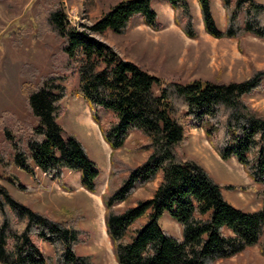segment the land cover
Masks as SVG:
<instances>
[{
  "label": "trees",
  "instance_id": "obj_1",
  "mask_svg": "<svg viewBox=\"0 0 264 264\" xmlns=\"http://www.w3.org/2000/svg\"><path fill=\"white\" fill-rule=\"evenodd\" d=\"M153 1L121 0L81 28L70 25L60 2L50 7L49 27L42 25L38 35L52 32L62 39L51 56L53 71L40 75L38 67L26 63L20 90L30 116L20 118L8 109L0 113L4 179L33 192L41 184L40 173L61 182L67 171H80L82 186L97 192L99 166L77 135H64L60 123L68 96L82 98L112 148L102 199L119 264H230V258L253 246L264 255V114L247 100L264 88V69L255 68L240 81L169 80L123 58L96 37L107 30L124 33L137 15L154 30L161 29ZM167 1L176 24L188 37L197 38L190 1ZM221 1L227 19L224 29L217 25L211 0H198L207 33L237 38L240 45L247 34L264 39V2ZM75 69L78 84L69 93L67 83ZM99 109L110 111L107 121H101ZM194 127L204 129L223 160L236 158L254 183L222 184L189 155L186 146ZM132 132L140 135L132 149L146 153L135 166L117 154ZM14 168L30 175L37 186L25 184ZM156 181L151 197L134 196L139 187ZM225 188L260 195L262 205L252 211L238 208L225 197ZM66 213V218L58 219L36 211L0 183V264H101L93 254L78 252V246L88 241L81 225L83 210L74 206ZM165 213L179 223L181 237L163 229L160 219ZM143 216L147 220L138 226ZM44 243L52 253L44 250Z\"/></svg>",
  "mask_w": 264,
  "mask_h": 264
},
{
  "label": "rangeland",
  "instance_id": "obj_2",
  "mask_svg": "<svg viewBox=\"0 0 264 264\" xmlns=\"http://www.w3.org/2000/svg\"><path fill=\"white\" fill-rule=\"evenodd\" d=\"M119 1L121 0H0V113L8 109L20 118L30 116L20 90L25 80L21 76V70L26 63L38 67L40 75H47L53 71L51 56L59 50L62 39L52 32H46L43 37L38 33L41 32L42 25L47 24L48 29L50 7L54 3L62 4L71 26L81 28L82 25L93 24ZM259 1L264 2V0ZM154 3L159 14L167 11V9L164 11L163 2L154 0ZM168 11L170 12L169 9ZM191 12L196 24L194 14L196 11L193 12L192 6ZM224 13L227 25L226 12ZM159 19L161 29L164 27L163 24H169L164 16ZM217 25L221 27L219 23ZM161 29L154 30L148 26L134 24L129 25L122 34L108 30L102 34H96V37L111 45L123 58L136 60L144 69L169 80L240 81L251 74L255 68L264 69V39L262 38L247 34L240 45L237 38L234 40L214 38L206 32H202V36L199 34L197 38H190L183 37L178 31L170 28L160 31ZM77 84L78 71L75 69L67 83L68 92L71 93ZM247 100L252 107L264 114V88L248 95ZM64 104L66 109L67 106L69 109L61 117V125L66 132L77 135L85 143L89 156L99 166L97 192L94 195L89 194L82 186L79 172L70 173V171L66 172V178L64 177L61 182L51 180L40 173L41 184L33 192L18 189L8 183L4 179L5 173L2 169H0V183L7 185L21 202L53 218L64 219L68 216L67 213L63 214L67 210H71L74 206L81 208L85 215L81 225L87 231L88 241L78 246V252L93 254L95 261L101 264H119L107 234L104 220L106 208L102 203V194L107 189L110 176L105 172V158L109 150L101 142L96 128L88 124L86 115L88 103L82 98L73 99L68 96ZM98 115L101 121L105 122L110 117V111L99 109ZM2 136L3 133L0 130V139ZM139 138L138 132H132L126 146L117 152L122 160L132 166L139 164L146 155L144 152H135L132 149ZM99 143L105 146L104 151ZM186 151L198 159L222 184L245 186L254 183L236 158L226 161L220 157L209 143L204 129L200 127L190 129ZM13 171L25 184L37 186V182L30 175L16 168ZM157 183L158 181L139 187L134 196L151 197ZM104 184H106L105 190ZM256 186L261 189L263 187L260 184ZM224 194L231 204L245 211L256 210L262 205L260 195L257 196L251 191L225 188ZM61 213L62 215H59ZM146 220V216H143L136 224L141 226ZM160 224L168 233L181 237L180 225L169 213L164 214ZM44 250L52 253L51 246L46 243H44ZM230 264H264V256L258 246H253L240 255L230 258Z\"/></svg>",
  "mask_w": 264,
  "mask_h": 264
},
{
  "label": "crops",
  "instance_id": "obj_3",
  "mask_svg": "<svg viewBox=\"0 0 264 264\" xmlns=\"http://www.w3.org/2000/svg\"><path fill=\"white\" fill-rule=\"evenodd\" d=\"M157 1H161V2H163V7H165V10L164 11H166V9H167V11H168V9L170 10V12L168 11H166V12H163V13H161V14H159L158 13V11L155 9V7H154V5H153V7H154V9L156 10V12H157V15H158V19L161 17V19H162V17L164 16L165 18H167V21H168V23L169 24H167V25H165V24H163L164 25V27L160 30V31H162V30H165V29H171V30H175V31H178L183 37L184 36H187L184 32H183V30L179 27V26H177L176 24H175V16H174V10H173V8L171 7V5H170V3L167 1V0H157ZM190 2H191V6H192V9H193V12L194 11H196L194 14H195V17H196V24H197V30H198V32H199V34H200V36H202V32H206V29H205V24H204V21H203V17H202V12H201V8H200V5H199V2H198V0H189ZM213 1V3H212V11L214 12V14H215V12H216V18H217V23H219V25H221V29H224L225 28V26H226V20H225V17H224V8H223V6H222V1L221 0H212ZM156 2V1H155ZM153 3H154V1H153ZM155 4V3H154ZM195 7V8H194ZM221 9V10H220ZM219 11V12H218ZM221 11V12H220ZM224 11V12H223ZM160 20V19H159ZM219 21V22H218ZM162 22H163V20H162ZM165 23V22H164ZM135 24V26H141V25H143V26H148L147 24H145V22H144V19H143V17L141 16V15H137V16H134L132 19H131V23H130V26H132V25H134ZM148 27H150V26H148ZM151 28V27H150ZM108 31V30H107ZM106 32V31H105ZM207 33V32H206ZM208 34V33H207ZM210 35V34H209ZM215 38V37H214ZM227 39H229V40H234L235 38H227ZM111 46V45H110ZM136 60H134V62H135ZM136 63H137V61H136ZM76 101V100H75ZM78 101V100H77ZM69 109V107L67 106V110ZM87 112H86V115H87V118H88V120H89V123L88 124H90L91 126H93V127H95L96 128V130H97V133L99 134V137H100V139H101V142L103 143V144H105V146L108 148V154H107V157L105 158V162H106V166H105V172L107 173V175H109V170H110V165H109V162H110V153H111V151H112V149H111V147H110V145L105 141V139L103 138V136H102V134H101V130H100V127H99V125L95 122V120L93 119V116H92V112H91V110H90V107L89 106H87ZM197 128V127H196ZM63 129H64V127H63ZM70 134V132H66V130L64 129V135L65 136H67V135H69ZM85 144V143H84ZM100 145H101V147L103 148V151H104V145L103 144H101V143H99ZM86 146V145H85ZM86 148H87V146H86ZM87 151H88V149H87ZM119 151V149L117 150V152ZM89 153V152H88ZM107 163H108V165H107ZM72 172H79V176H80V179H81V172L80 171H70V173H72ZM104 172V173H105ZM69 173V172H68ZM66 178V177H65ZM106 183H107V181H106ZM105 187H106V184H104V186H103V188H104V190H105ZM98 191H100V189H98ZM87 192V191H86ZM88 193L89 194H91V195H94V193H91V192H89L88 191ZM102 194V192L100 193V195ZM100 198H101V196H100Z\"/></svg>",
  "mask_w": 264,
  "mask_h": 264
}]
</instances>
